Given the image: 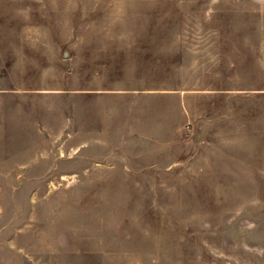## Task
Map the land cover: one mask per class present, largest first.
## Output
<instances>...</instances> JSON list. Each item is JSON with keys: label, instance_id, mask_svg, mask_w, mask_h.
Wrapping results in <instances>:
<instances>
[{"label": "rangeland", "instance_id": "obj_1", "mask_svg": "<svg viewBox=\"0 0 264 264\" xmlns=\"http://www.w3.org/2000/svg\"><path fill=\"white\" fill-rule=\"evenodd\" d=\"M0 264H264V0H0Z\"/></svg>", "mask_w": 264, "mask_h": 264}]
</instances>
